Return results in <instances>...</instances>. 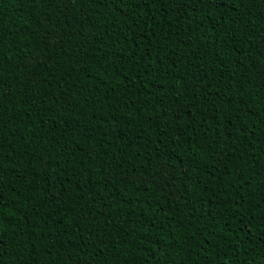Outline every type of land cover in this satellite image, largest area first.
<instances>
[{
	"label": "trees",
	"instance_id": "obj_1",
	"mask_svg": "<svg viewBox=\"0 0 264 264\" xmlns=\"http://www.w3.org/2000/svg\"><path fill=\"white\" fill-rule=\"evenodd\" d=\"M225 2L0 0V264H264V0Z\"/></svg>",
	"mask_w": 264,
	"mask_h": 264
},
{
	"label": "snow or ice",
	"instance_id": "obj_2",
	"mask_svg": "<svg viewBox=\"0 0 264 264\" xmlns=\"http://www.w3.org/2000/svg\"><path fill=\"white\" fill-rule=\"evenodd\" d=\"M123 2L124 0H121V3ZM134 2L139 4L141 3V0H134ZM171 2L176 4L178 11L189 7L191 4H197V5L202 6L201 8L197 10H203L204 7H207L210 9L214 6L215 7L228 6L225 0H171ZM229 2L236 3V0H229ZM250 2H253V0H250ZM0 226H2V219H0ZM229 228H231V225H229ZM246 228H247V225L244 224L243 221L238 222L239 231L244 232ZM237 239L239 238L237 237Z\"/></svg>",
	"mask_w": 264,
	"mask_h": 264
}]
</instances>
